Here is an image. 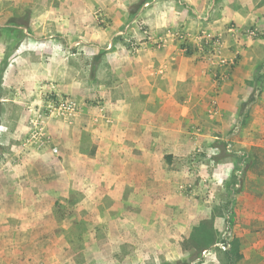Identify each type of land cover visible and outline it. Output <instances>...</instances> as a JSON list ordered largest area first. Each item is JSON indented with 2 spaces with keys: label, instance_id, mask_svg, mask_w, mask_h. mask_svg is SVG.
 <instances>
[{
  "label": "rangeland",
  "instance_id": "1",
  "mask_svg": "<svg viewBox=\"0 0 264 264\" xmlns=\"http://www.w3.org/2000/svg\"><path fill=\"white\" fill-rule=\"evenodd\" d=\"M222 2L0 0V62L47 74L11 89L31 99L29 163L20 164L21 199L0 189V264H227L235 242L237 264H264V118L252 113L264 111V30L218 21ZM176 53L225 62L224 76L251 62L240 68L254 71L240 102L224 87L238 115L210 119L209 135L193 131L189 152L139 146L121 126L107 132V92H136L122 80L124 62H174Z\"/></svg>",
  "mask_w": 264,
  "mask_h": 264
},
{
  "label": "crops",
  "instance_id": "2",
  "mask_svg": "<svg viewBox=\"0 0 264 264\" xmlns=\"http://www.w3.org/2000/svg\"><path fill=\"white\" fill-rule=\"evenodd\" d=\"M260 3V7H257L256 2L253 4L246 0H223L220 6L222 9H217L221 14L217 17L218 21L220 18H229L264 30V2L260 0ZM241 51L245 53L244 49ZM2 55L0 51V57ZM168 57H171V54ZM172 59L174 62H124L127 64L122 80L129 84L130 89H133L130 84L135 83L136 92L131 90L122 96L107 92V132L114 135L121 126L123 138L132 136L139 146H185L189 152L193 131L209 135L208 124L212 123L210 119L214 118L215 121L222 120L225 116L238 115L236 104L233 109L225 106L224 87L228 84L232 88L231 97L240 102V94L250 92L243 82L251 79L254 74V71L250 70L247 72L249 76L245 75L240 68L244 64L251 68V62H239L236 68L229 72V76H224L225 62H193L191 58L179 53L172 56ZM0 65L3 66L0 71V189L7 193L12 188V196L18 199L21 195L18 180L20 183L26 182L28 177L26 173H22L20 164L29 163V153L25 151L27 148L22 146L25 144L29 118L23 103L27 105L31 99L29 96L15 97L11 89L12 85L17 83H37L45 79L47 74L34 72L32 62L31 66L28 63L22 66L25 69L30 68V72L21 75H17L18 65L15 62H0ZM72 67L75 70V67ZM65 68L63 65L58 74L62 80ZM72 74L76 82L78 79L75 71ZM135 104L138 109L131 112L133 118L129 119L126 117V109ZM252 113L255 117L264 118V111L253 110ZM95 118L96 122L104 121L102 115H95ZM49 130L47 129V133L50 134ZM64 130L61 126V136ZM53 131L51 129V132ZM60 135H57V138ZM183 135L185 142L180 139ZM52 136L56 138V135ZM153 157L144 154L142 162L149 164Z\"/></svg>",
  "mask_w": 264,
  "mask_h": 264
},
{
  "label": "trees",
  "instance_id": "3",
  "mask_svg": "<svg viewBox=\"0 0 264 264\" xmlns=\"http://www.w3.org/2000/svg\"><path fill=\"white\" fill-rule=\"evenodd\" d=\"M27 25V24H26ZM242 258V254L239 251L237 243H233L230 249L226 252L227 264H237Z\"/></svg>",
  "mask_w": 264,
  "mask_h": 264
},
{
  "label": "built area",
  "instance_id": "4",
  "mask_svg": "<svg viewBox=\"0 0 264 264\" xmlns=\"http://www.w3.org/2000/svg\"><path fill=\"white\" fill-rule=\"evenodd\" d=\"M61 106L63 107V109H67L68 107H65V105L63 103H61Z\"/></svg>",
  "mask_w": 264,
  "mask_h": 264
}]
</instances>
